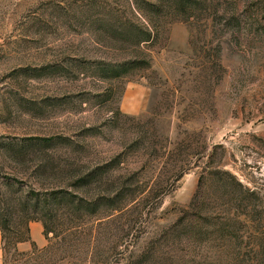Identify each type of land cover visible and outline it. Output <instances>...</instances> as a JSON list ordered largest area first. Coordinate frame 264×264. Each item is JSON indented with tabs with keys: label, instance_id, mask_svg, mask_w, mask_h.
<instances>
[{
	"label": "rangeland",
	"instance_id": "374dc122",
	"mask_svg": "<svg viewBox=\"0 0 264 264\" xmlns=\"http://www.w3.org/2000/svg\"><path fill=\"white\" fill-rule=\"evenodd\" d=\"M0 230L5 264H264V0H0Z\"/></svg>",
	"mask_w": 264,
	"mask_h": 264
},
{
	"label": "crops",
	"instance_id": "0c3cea01",
	"mask_svg": "<svg viewBox=\"0 0 264 264\" xmlns=\"http://www.w3.org/2000/svg\"><path fill=\"white\" fill-rule=\"evenodd\" d=\"M30 240L18 243V249L21 251H29L32 249L33 245L42 247L46 243V238L44 235V225L41 221H32L30 223ZM0 264H5V248L2 236V231L0 230Z\"/></svg>",
	"mask_w": 264,
	"mask_h": 264
},
{
	"label": "trees",
	"instance_id": "16d2710c",
	"mask_svg": "<svg viewBox=\"0 0 264 264\" xmlns=\"http://www.w3.org/2000/svg\"><path fill=\"white\" fill-rule=\"evenodd\" d=\"M239 184L242 186V187H244L243 186V184L241 183V182H239ZM245 188V192L248 194L247 196H249V199H255V198H257L258 196H257V193L255 192V190H252V189H250V188H248V187H244ZM254 204V203H253ZM247 207H248V205H247ZM246 207V208H247ZM245 208V209H246ZM251 210H253V209H255V207L252 205L251 207ZM27 231H28V235L26 236V237H22V238H20L19 239V241H23V240H28V239H30L31 237H30V235H29V228H27ZM3 238H4V240L6 239V237H5V235L3 236Z\"/></svg>",
	"mask_w": 264,
	"mask_h": 264
}]
</instances>
